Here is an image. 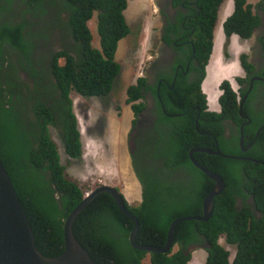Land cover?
I'll use <instances>...</instances> for the list:
<instances>
[{"label": "trees", "instance_id": "16d2710c", "mask_svg": "<svg viewBox=\"0 0 264 264\" xmlns=\"http://www.w3.org/2000/svg\"><path fill=\"white\" fill-rule=\"evenodd\" d=\"M175 1L185 4L186 10H180L177 21L170 22L167 41H176L188 58H195L200 64L199 76L189 84L180 72L172 91L170 77L169 84L162 83L167 113L160 109V116L171 122V128L166 135L158 133L160 138L154 141L143 168L134 160L143 186L141 202L131 205L125 199L140 220L137 242L157 247L165 245L174 220L203 215L204 200L216 183L192 162L190 151L216 150L219 146L228 155L243 153L240 127L229 139L224 135V121L235 119L239 126L245 121L240 103L246 90L238 93L229 80H223L220 110L213 111L202 87L224 0ZM128 5L129 0H0V156L31 222L36 246L49 257L63 253L65 220L86 196L85 186L71 178L62 164L50 128L63 133L68 156L82 157V133L71 93H111L121 71L116 59L118 45L131 32L125 16ZM96 11L100 48L92 44L89 24ZM260 23L261 16L253 4L235 0L224 32L227 39L234 34L250 39ZM55 36L60 48L55 45L51 49V61L45 69L40 46L55 43ZM240 60L250 73L254 66L248 55L242 54ZM237 80L248 81L249 77ZM145 82L140 77L127 90V103H132L136 116L144 107L136 101L144 96L141 85ZM252 95L243 106V114L253 118L243 128L244 143L255 141L248 154L264 161V130L256 134L261 122L251 113ZM193 156L205 168L219 173L226 185L214 199L212 216L206 221L177 223L176 251L149 252L132 246L129 237L134 221L120 210L112 195L99 193L73 225L76 238L93 260L99 264H146L144 259L149 255V264H189L196 247L208 252L206 264H264V163L203 151H195ZM160 158L164 165L159 164ZM179 168L187 177L171 179ZM238 197L244 199L243 205ZM249 197L259 212L253 211ZM223 236L229 244L237 245L233 258L220 243Z\"/></svg>", "mask_w": 264, "mask_h": 264}, {"label": "rangeland", "instance_id": "374dc122", "mask_svg": "<svg viewBox=\"0 0 264 264\" xmlns=\"http://www.w3.org/2000/svg\"><path fill=\"white\" fill-rule=\"evenodd\" d=\"M248 2L253 4L254 10H256L262 0H248ZM234 4L235 0H224L222 3L214 30V38L220 34L223 37L220 50L216 52H223L224 64H222V68L227 67L230 59L236 58L241 70L240 57L242 54L250 52L252 40L237 36L239 43H235L234 40L230 41L226 38L224 22L233 13ZM159 8L156 0H129L125 16L131 32L119 42L116 59L121 65V71L115 79L109 95L83 96L75 91L71 93L73 108L82 133V157L68 156L63 133L61 134L55 128H50L51 137L58 146L62 164L65 165L71 178L81 186H85V195L102 184H110L117 186L131 205H138L142 200V185L134 170L128 146V139L136 115L132 103H127V90L129 86L137 83L140 75L144 77L142 75L143 66L151 49V47L149 49V37L151 33L155 34V28L160 26ZM153 9L156 10V13ZM228 11L230 12L227 14ZM89 24L93 36L92 44L94 47L100 48L98 11L94 13ZM151 27H153V31L150 30ZM214 50L216 51L215 46L210 58V65ZM60 63H63V59L60 60ZM208 69L207 65V71ZM220 71L222 73L225 70L220 69ZM222 80H226V78ZM227 80L232 83L230 79ZM234 81L237 84L235 90L239 93L240 85L236 81V76ZM217 82L218 79H215V84ZM217 89L221 95L220 85L217 86ZM207 97L209 102L208 94ZM219 97L213 103H209L211 110L218 111L220 109ZM220 243L231 251L233 258L237 252V245L229 244L225 236L220 238ZM177 249L176 245L174 251ZM207 257L208 252L204 248H198L192 251V259L189 264H206ZM144 262L150 263L149 255L144 259Z\"/></svg>", "mask_w": 264, "mask_h": 264}, {"label": "flooded vegetation", "instance_id": "af4514ba", "mask_svg": "<svg viewBox=\"0 0 264 264\" xmlns=\"http://www.w3.org/2000/svg\"><path fill=\"white\" fill-rule=\"evenodd\" d=\"M156 4L160 6L158 11L160 26H157L155 28V34L151 33L149 37V49L150 47L151 49L149 52L150 54L144 63L142 72V75H144L142 78L146 79V82L141 85V90L144 96L136 101L137 103H144V107L140 109V113L137 114L136 123L133 124L130 138L128 139V146L133 165L134 160H136V163L137 165L139 164L140 168H143L149 162V156L153 150V143L157 138H160L158 133L166 135L168 130L171 128V122L169 120H163L160 116V109L167 113L161 94L162 83L169 84L168 77H170L169 89L172 91L176 85V78L179 76L180 72H182L185 76V82L189 84L195 81L199 76L198 65L200 64L195 60V58H188L183 50L179 48L176 41L172 43L167 41V37H169L171 33L168 31L167 27L169 26L170 22L172 23L177 21V16L180 10H186L185 4L177 3L175 0H156ZM256 12L261 16V23L256 28L253 37L250 38V40H252L250 52L246 53L248 55L249 62L253 64L254 68L250 73H248L241 62L243 74L242 76L238 77H249V80H243L242 82H239L237 80L238 77H236V81L240 85V89L246 90V93L250 89L251 81L254 77L261 76L264 78V0L258 4L256 7ZM150 30L153 31V27H151ZM54 42L55 43H51L49 45L43 43L40 46V56L42 55L40 60L42 59V67L45 69L48 68V64H50L51 61V49L54 50V48L58 46L57 43L60 44V40L57 36L54 37ZM58 47L60 48V45ZM43 57L45 60H43ZM61 59L62 58H60V60ZM140 77H138V79ZM251 94H253V98L250 101V110H252L251 113L256 115L255 117H257L261 122V125H259L256 133L258 135L264 130V80H254L253 88L249 93L248 98ZM195 108H198V111L200 112L202 111V108H200L199 105H195ZM240 115L245 120L240 123V126L238 121L235 119H227L224 121V135L231 139L232 132L238 133V127H240L242 135L241 138L243 137V145L241 144L240 139V146L243 153L235 155L236 158L240 160H253L264 163V161L254 158L251 154H248L253 149L255 141L245 145L243 128L245 125L251 124L253 122V118L250 114L240 113ZM157 128L160 129L157 130ZM153 135H156L157 137H154ZM164 163L165 162L163 158H160L159 164L164 165ZM186 177L187 172L179 168L177 171H175V173H173L171 179L184 180ZM243 202L244 199L242 197H238V203L243 205ZM247 202L252 204V209L254 212H259L256 208H254L252 197H249Z\"/></svg>", "mask_w": 264, "mask_h": 264}, {"label": "water", "instance_id": "95a60500", "mask_svg": "<svg viewBox=\"0 0 264 264\" xmlns=\"http://www.w3.org/2000/svg\"><path fill=\"white\" fill-rule=\"evenodd\" d=\"M158 7H160L158 5ZM255 79L264 80L263 77H254L251 86L240 104V113H243V106L253 88ZM243 145V137L241 138ZM195 151H203L211 154L222 155L226 157L236 158L235 155L223 153L219 146L218 149L194 148L190 151L192 162L205 172L216 183L207 195L203 203L202 216H184L174 220L167 236V241L163 247L141 244L137 242L136 237L140 229L139 218L129 210L125 202V195L116 186L110 184H102L95 188L93 192L87 196L74 208L68 215L64 223V251L56 257H49L43 254L36 246L35 234L19 197V194L12 182V179L0 156V264H99L90 256L86 248L82 246L76 238L73 225L79 214L87 207L90 202L99 193H108L112 195L120 210L134 221V228L130 233V242L132 246L149 252L169 253L175 246V227L176 224L184 220H208L214 210V199L221 194L226 185L222 176L210 169L205 168L193 156ZM196 249V247L194 248Z\"/></svg>", "mask_w": 264, "mask_h": 264}, {"label": "crops", "instance_id": "0c3cea01", "mask_svg": "<svg viewBox=\"0 0 264 264\" xmlns=\"http://www.w3.org/2000/svg\"><path fill=\"white\" fill-rule=\"evenodd\" d=\"M154 7V6H153ZM154 13H156V10L153 9ZM126 12V11H125ZM230 11L227 12V14ZM147 27V26H146ZM238 35H232L229 39L230 41H233L235 43H239L238 38H236ZM227 38V37H226ZM223 42V37L222 34L220 35H216L214 38V45H215V49L214 50V54H213V58H212V64H208V76H206L207 78H205L206 80H204V88L205 90L208 91H212L214 93H218L219 91L217 89V86L221 84V82L223 81V78L226 79H230L232 81V86L237 87V84L234 81V77L236 76H242L243 70L239 69V64L237 62V59L234 58L233 60L230 59V63H227V67L222 68V64H224V55L223 52L220 53V51L218 53H216L218 50H220V46L221 43ZM231 43V42H230ZM220 53V54H219ZM210 62V61H209ZM220 69H224L225 71H220ZM239 73H241L240 75H238ZM213 75V78H212ZM215 79H218L217 84H215ZM212 82V83H211ZM235 89V88H234Z\"/></svg>", "mask_w": 264, "mask_h": 264}, {"label": "bare ground", "instance_id": "6f19581e", "mask_svg": "<svg viewBox=\"0 0 264 264\" xmlns=\"http://www.w3.org/2000/svg\"><path fill=\"white\" fill-rule=\"evenodd\" d=\"M215 46V45H214ZM207 76H208V72H207ZM207 78V77H206ZM206 80V79H205ZM205 82V81H204ZM235 89H236V87L235 86H233ZM203 89L205 90V88H204V83H203ZM205 93L206 94H208L209 95V103L211 102V103H213L215 100H216V98H218L219 97V95L220 94H216V93H214V92H212V91H206L205 90Z\"/></svg>", "mask_w": 264, "mask_h": 264}, {"label": "clouds", "instance_id": "9594fccd", "mask_svg": "<svg viewBox=\"0 0 264 264\" xmlns=\"http://www.w3.org/2000/svg\"><path fill=\"white\" fill-rule=\"evenodd\" d=\"M207 76V75H206ZM234 88V87H233ZM207 95V94H206ZM208 98V97H207ZM208 104H209V102H208ZM87 196V195H86ZM176 246V245H175ZM175 246L173 247V248H175ZM196 249H198V248H196ZM196 249H193V250H196Z\"/></svg>", "mask_w": 264, "mask_h": 264}, {"label": "built area", "instance_id": "2783aa9c", "mask_svg": "<svg viewBox=\"0 0 264 264\" xmlns=\"http://www.w3.org/2000/svg\"><path fill=\"white\" fill-rule=\"evenodd\" d=\"M92 192H93V191H92ZM92 192H91V191H90V192H87L86 195H89V194H91Z\"/></svg>", "mask_w": 264, "mask_h": 264}]
</instances>
